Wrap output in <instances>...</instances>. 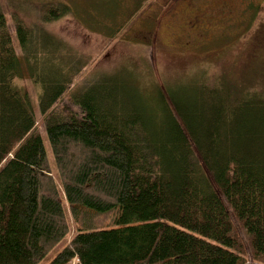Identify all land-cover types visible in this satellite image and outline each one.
I'll return each instance as SVG.
<instances>
[{"label":"trees","instance_id":"trees-1","mask_svg":"<svg viewBox=\"0 0 264 264\" xmlns=\"http://www.w3.org/2000/svg\"><path fill=\"white\" fill-rule=\"evenodd\" d=\"M71 14L51 3L43 20ZM11 17L20 57L0 6V264L42 262L67 213L75 233L48 264H264V93L89 76L86 57Z\"/></svg>","mask_w":264,"mask_h":264},{"label":"rangeland","instance_id":"rangeland-1","mask_svg":"<svg viewBox=\"0 0 264 264\" xmlns=\"http://www.w3.org/2000/svg\"><path fill=\"white\" fill-rule=\"evenodd\" d=\"M56 2L67 3L72 14L46 23L44 7ZM0 6L19 57L13 13L86 57L89 76L130 71L143 92L153 81L165 86L226 78L239 89L264 93V0H0ZM17 82L30 96L51 175L61 191L37 108L39 90L28 76ZM67 219L69 235L39 264H48L68 245L75 232L70 213ZM69 264L80 263L75 258Z\"/></svg>","mask_w":264,"mask_h":264},{"label":"flooded vegetation","instance_id":"flooded-vegetation-1","mask_svg":"<svg viewBox=\"0 0 264 264\" xmlns=\"http://www.w3.org/2000/svg\"><path fill=\"white\" fill-rule=\"evenodd\" d=\"M195 22H197V23H198V21H195ZM195 22H194V23H195ZM194 23H193V26H192V27H199V26H194Z\"/></svg>","mask_w":264,"mask_h":264},{"label":"bare ground","instance_id":"bare-ground-1","mask_svg":"<svg viewBox=\"0 0 264 264\" xmlns=\"http://www.w3.org/2000/svg\"><path fill=\"white\" fill-rule=\"evenodd\" d=\"M78 260V259H77Z\"/></svg>","mask_w":264,"mask_h":264}]
</instances>
